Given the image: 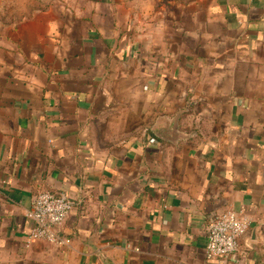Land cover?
Returning a JSON list of instances; mask_svg holds the SVG:
<instances>
[{"label":"crops","instance_id":"0c3cea01","mask_svg":"<svg viewBox=\"0 0 264 264\" xmlns=\"http://www.w3.org/2000/svg\"><path fill=\"white\" fill-rule=\"evenodd\" d=\"M41 191L73 202L68 245L29 240ZM227 210L249 227L207 259ZM101 255L264 264V0H53L0 26V264Z\"/></svg>","mask_w":264,"mask_h":264},{"label":"built area","instance_id":"2783aa9c","mask_svg":"<svg viewBox=\"0 0 264 264\" xmlns=\"http://www.w3.org/2000/svg\"><path fill=\"white\" fill-rule=\"evenodd\" d=\"M72 206L73 202L64 193H37L28 213L34 222L29 240H44L58 247L68 245L70 239L58 234L57 229L66 219ZM248 227L247 219L235 211L227 210L218 214L206 226V258L233 255L237 249L238 238Z\"/></svg>","mask_w":264,"mask_h":264},{"label":"rangeland","instance_id":"374dc122","mask_svg":"<svg viewBox=\"0 0 264 264\" xmlns=\"http://www.w3.org/2000/svg\"><path fill=\"white\" fill-rule=\"evenodd\" d=\"M53 0H0V26L9 27L49 7Z\"/></svg>","mask_w":264,"mask_h":264},{"label":"water","instance_id":"95a60500","mask_svg":"<svg viewBox=\"0 0 264 264\" xmlns=\"http://www.w3.org/2000/svg\"><path fill=\"white\" fill-rule=\"evenodd\" d=\"M153 133L157 137L166 138V137L163 136L164 135L163 131H160L157 127H155V129H153ZM171 137H172V135H171ZM100 259H101L102 264H113V262L111 261V259L108 258L105 255H101L100 256Z\"/></svg>","mask_w":264,"mask_h":264}]
</instances>
